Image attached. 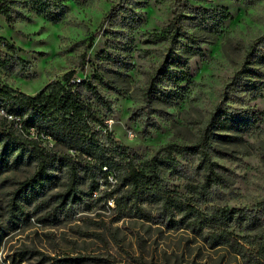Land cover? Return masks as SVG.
I'll return each instance as SVG.
<instances>
[{
    "label": "rangeland",
    "instance_id": "1",
    "mask_svg": "<svg viewBox=\"0 0 264 264\" xmlns=\"http://www.w3.org/2000/svg\"><path fill=\"white\" fill-rule=\"evenodd\" d=\"M64 1L68 11L57 23L38 15L32 5L24 9L23 19L15 21L14 29L0 18L1 36L20 49V57L30 62L36 74L27 80L0 67V80L34 95L71 70L83 80L93 78L113 113L107 114L90 100L93 108L138 164L168 144L199 141L250 46L264 36V0H252L248 5L244 0ZM113 6H117L114 14L120 12L115 21L110 14ZM188 7L227 8L231 17L213 19L215 28L205 33L189 17ZM173 12L188 32L201 36L203 53L190 58L185 81H152L165 44L148 43L147 36L167 27ZM229 104L238 113L254 114L256 123L244 133L229 126L217 130L212 157L224 168L227 183L215 189L209 203L195 205L206 215L217 207L263 209L264 91L259 94L237 87ZM197 163L194 158L182 159L181 174L166 172L172 194L191 200L193 194L187 186L203 180ZM35 168L34 164L22 165L0 173V264H61L60 260L79 256L92 258L86 264H264V249L255 237L264 228V215L255 230L232 223L228 230L234 245L214 246L208 238L211 229L196 231L182 221L181 214L174 220L162 218L155 204L140 205L146 213L143 217L134 211L123 215L113 202L99 198L106 186L90 195L91 184L83 177V202L57 217L56 196L66 187L65 170L59 173L57 187L25 204L28 219L11 217L9 203L17 182Z\"/></svg>",
    "mask_w": 264,
    "mask_h": 264
},
{
    "label": "trees",
    "instance_id": "2",
    "mask_svg": "<svg viewBox=\"0 0 264 264\" xmlns=\"http://www.w3.org/2000/svg\"><path fill=\"white\" fill-rule=\"evenodd\" d=\"M251 1L244 0L243 3L248 5ZM28 5L53 23L60 22L68 11L64 0H0V18L3 17L14 29L15 21L24 18V9ZM116 7L113 6L110 11L113 21L120 14H114ZM188 10L191 13L189 17H193L205 33L215 28L213 19L231 17L227 8L210 11L188 7ZM173 14L167 27L147 36L148 43L165 44V53L152 81L161 82L164 78L176 83L185 81V69L190 58L203 53L201 36L188 32L177 12ZM1 30L0 25V67L22 79L36 78L30 62L20 57V49L1 36ZM92 45L93 42L88 50ZM75 74V70L67 72L34 95L14 89L0 80V173L22 165L34 164L36 167L29 177L17 182L9 203L11 217L18 215L28 219L25 204L34 197L40 198L49 188L57 187L59 173L65 170L66 187L56 196L57 217L81 205L84 200L81 186L83 177H87L91 184L90 195L106 186L107 190H101L103 195L99 198L113 202L115 209L123 215L141 212V216H145V210L140 205L155 204L159 206L162 218L174 220L176 214H181L182 221H188V225L196 231L211 229L208 238L214 246L224 243L234 245V238L228 230L232 223H242L253 230L260 227L264 203L260 212L217 207L207 215L195 205L209 203L215 189L225 187L227 183L224 168L212 157L216 150L214 141L219 137L217 130L229 126L236 132L244 133L256 123L254 114L238 113L229 102L232 91L237 87L259 94L264 91V36L250 46L243 64L224 88L199 141L191 145L168 144L142 164H138L128 148L112 136L106 120L100 118L93 108L90 100H94L107 114L113 113L111 103L99 90L96 80L91 78L76 83ZM151 86L154 88L156 84ZM8 116L19 118L22 128L19 129L16 121ZM30 128H36L39 134L50 137L53 145L50 146L47 139L30 138ZM60 147L63 151L59 150ZM189 158L198 161L203 180L187 186L193 194L187 201L172 194L165 175L167 171L181 174V160ZM255 237L264 249V228ZM90 260L92 258L79 256L59 262L86 264Z\"/></svg>",
    "mask_w": 264,
    "mask_h": 264
},
{
    "label": "built area",
    "instance_id": "3",
    "mask_svg": "<svg viewBox=\"0 0 264 264\" xmlns=\"http://www.w3.org/2000/svg\"><path fill=\"white\" fill-rule=\"evenodd\" d=\"M83 81V78H79L75 75V82L76 83H80ZM3 113V111L1 112ZM10 119H14L16 121V126L21 129L22 128V123L20 122V119L19 118H14L13 116H8ZM28 135L30 136V138H33V139H42V140H46L47 139V142L48 143H53V140L50 138V137H46L44 134H39L38 132V129L36 128H30L29 131H28ZM53 145V144H52Z\"/></svg>",
    "mask_w": 264,
    "mask_h": 264
}]
</instances>
